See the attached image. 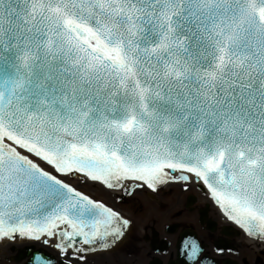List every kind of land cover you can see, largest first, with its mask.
I'll use <instances>...</instances> for the list:
<instances>
[{"label":"snow or ice","instance_id":"snow-or-ice-1","mask_svg":"<svg viewBox=\"0 0 264 264\" xmlns=\"http://www.w3.org/2000/svg\"><path fill=\"white\" fill-rule=\"evenodd\" d=\"M193 190L169 251L137 196ZM0 251L262 264L264 0H0Z\"/></svg>","mask_w":264,"mask_h":264},{"label":"flooded vegetation","instance_id":"flooded-vegetation-1","mask_svg":"<svg viewBox=\"0 0 264 264\" xmlns=\"http://www.w3.org/2000/svg\"><path fill=\"white\" fill-rule=\"evenodd\" d=\"M189 195L194 197L193 203L191 205L194 209L203 208L206 204L204 196H202L195 190L190 193H177L174 191L171 195H161L159 197L160 203L165 205V209L163 210L153 206L150 207L148 203L142 202V200L148 201L146 197L142 195L137 196V200L144 207L145 214L151 213L156 217L157 223L153 225V228L155 229L157 239L160 240L164 246H167L169 251H172L171 243L175 239L176 234L179 233L180 228H174L173 231L169 232L165 229L166 224L172 226L176 224L190 223L193 225V228L196 231L197 235H203L201 229L197 226L198 213L195 211L189 213L186 210H183L184 200L186 196ZM172 210H181V215L178 217L170 216L169 212ZM205 215L207 219L212 220L217 225V227H219L221 221L217 218L216 209L214 208V206L208 204ZM233 239L236 242H240L239 237H233ZM208 243L210 244L211 242L209 241ZM153 256L155 257V259L161 261V264H163V261L166 259V256L156 252H153ZM227 258L234 259L235 257L229 255ZM245 258L248 264H254V257L251 251L245 252ZM259 259L262 264H264V256H260ZM4 263L9 264V262L5 260Z\"/></svg>","mask_w":264,"mask_h":264},{"label":"rangeland","instance_id":"rangeland-1","mask_svg":"<svg viewBox=\"0 0 264 264\" xmlns=\"http://www.w3.org/2000/svg\"><path fill=\"white\" fill-rule=\"evenodd\" d=\"M94 195H97V196H100L101 194L99 193V192H96V193H94ZM142 202H145V203H148L149 204V206L150 207H152L151 206V204H150V202H148V201H144V200H142ZM121 207H123L124 208V210L125 211H128V205L126 204V205H123V206H121ZM147 212V211H146ZM10 254V253H9ZM3 252L2 251H0V264H8V263H4V258H3Z\"/></svg>","mask_w":264,"mask_h":264}]
</instances>
